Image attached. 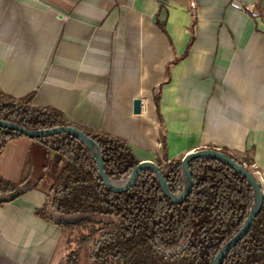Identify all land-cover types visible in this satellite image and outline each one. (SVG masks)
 Instances as JSON below:
<instances>
[{
    "label": "crops",
    "instance_id": "0c3cea01",
    "mask_svg": "<svg viewBox=\"0 0 264 264\" xmlns=\"http://www.w3.org/2000/svg\"><path fill=\"white\" fill-rule=\"evenodd\" d=\"M0 91L33 93L140 163L215 148L264 172V0H0ZM33 145L0 155L2 178L27 177L0 204V264L66 258V228L35 215L47 188L25 169Z\"/></svg>",
    "mask_w": 264,
    "mask_h": 264
},
{
    "label": "trees",
    "instance_id": "16d2710c",
    "mask_svg": "<svg viewBox=\"0 0 264 264\" xmlns=\"http://www.w3.org/2000/svg\"><path fill=\"white\" fill-rule=\"evenodd\" d=\"M33 96L14 98L0 91V120L30 131L57 127L82 131L97 144L105 172L113 181H125L139 165L124 140L69 123L59 110L34 105ZM20 137L25 136L0 128V155L8 142ZM29 139L39 142L46 154L53 153L55 160L46 202L35 215L50 223L70 221L59 223L62 228L86 230L80 234L79 247L66 256V264H79L85 247L90 264H211L240 231L254 203L248 180L216 159L198 158L189 163L192 192L181 203H174L151 170L142 171L129 191L111 192L87 146L72 134ZM209 149L244 165L226 149ZM158 166L170 192L180 194L184 189L181 160H165ZM23 184L0 176V200ZM223 264H264V201L248 234Z\"/></svg>",
    "mask_w": 264,
    "mask_h": 264
},
{
    "label": "water",
    "instance_id": "95a60500",
    "mask_svg": "<svg viewBox=\"0 0 264 264\" xmlns=\"http://www.w3.org/2000/svg\"><path fill=\"white\" fill-rule=\"evenodd\" d=\"M141 105H142L141 100H135L133 102L134 114H140ZM0 128L9 129V130L18 132L25 137L33 138V139L34 138H46V137L54 136L60 133L72 134L76 136L77 138H79L87 146L92 156L94 157L95 161L97 162L98 171H99L102 181L104 182L105 186L111 192L123 193V192L129 191L138 181V178L142 171L151 170L155 173L158 179V182L162 188L163 193L166 195V197H168L174 203H181L192 192L194 180L192 177V173L189 169V163L193 159H198V158L216 159V160H219L225 163L226 165L231 167L233 170H235L236 172H238L239 174H241L244 178L248 180V182L250 183L252 187L254 203L240 231L233 238H231L228 242H226L223 245V247L219 250L217 255L214 257L211 264H223L225 257L228 255L231 249L234 246H236L248 234L251 228V225L254 219L257 217L258 213L260 212L263 201H264L263 187L260 181L254 176L253 173H251L244 165L237 164L233 159H231L227 155H224L222 153H219L218 151H214L211 149H201V150L194 151L186 155L181 160L184 189L180 194L173 195L169 190L167 181L165 180L160 170V167L154 162L139 163V165L136 168H134V170L131 172V174L125 181H113L109 179L105 172L100 150L97 144L92 139H90L87 135H85L82 131L76 128L57 127V128L48 129V130L30 131L15 123L1 121V120H0ZM23 192H24V189H19V191L11 195L9 198L0 200V202L13 201L16 198H18ZM61 222L65 224V223H69L70 221H59L58 223H61Z\"/></svg>",
    "mask_w": 264,
    "mask_h": 264
},
{
    "label": "rangeland",
    "instance_id": "374dc122",
    "mask_svg": "<svg viewBox=\"0 0 264 264\" xmlns=\"http://www.w3.org/2000/svg\"><path fill=\"white\" fill-rule=\"evenodd\" d=\"M31 141H33L34 145L31 148L28 155L26 156V159L24 160V161H26V168L25 169L26 170L29 169L30 174H31V172H34L33 176H36V174L39 173L40 178L42 179L41 186L47 188L49 186V184L51 183V180L53 178V171H54V165H55L54 154L53 153L46 154L43 146L39 142L34 141V140H31ZM13 152H14V147L9 146L6 150L3 158H2L3 160H1L2 163L3 162L9 163L10 158L13 157ZM245 164L246 165H244V166L251 173L256 175V177L258 179L260 176L264 179V172L252 169L253 167L249 163V161H245ZM22 175L25 176V177H23L24 179L27 178L25 172ZM20 176H21V174H20ZM23 178L20 179L19 183L24 180ZM28 178H30V180L33 179V177H29V175H28ZM260 183H261L263 190H264V181H263V183L260 181ZM76 219H77V217L73 218V220H76ZM80 234H86V230H84V229H80V230L79 229H65L64 237H65L66 245H67L66 256L68 254H70L72 251H75L79 247V245H80L79 244ZM79 255H80L79 256V264H90L86 247L80 251ZM60 264H66L65 259Z\"/></svg>",
    "mask_w": 264,
    "mask_h": 264
},
{
    "label": "built area",
    "instance_id": "2783aa9c",
    "mask_svg": "<svg viewBox=\"0 0 264 264\" xmlns=\"http://www.w3.org/2000/svg\"><path fill=\"white\" fill-rule=\"evenodd\" d=\"M260 180V179H259Z\"/></svg>",
    "mask_w": 264,
    "mask_h": 264
}]
</instances>
